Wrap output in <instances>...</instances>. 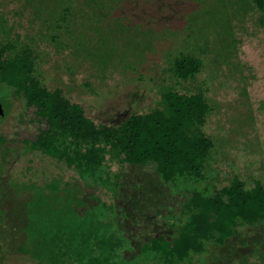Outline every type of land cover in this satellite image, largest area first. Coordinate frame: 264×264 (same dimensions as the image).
Returning a JSON list of instances; mask_svg holds the SVG:
<instances>
[{"label":"rangeland","instance_id":"1","mask_svg":"<svg viewBox=\"0 0 264 264\" xmlns=\"http://www.w3.org/2000/svg\"><path fill=\"white\" fill-rule=\"evenodd\" d=\"M0 42L29 46L41 86L61 88L96 124L117 125L133 114H147L164 104L165 91L202 93L209 107L197 126L211 144L200 178L167 184L151 167L111 164L110 170L118 172L117 185L95 187L64 164L22 148L20 158L5 170L7 185L10 179H34L41 187L54 182L56 202L51 209L56 219L59 212L67 213L70 221L83 214L84 223L95 221L104 237L131 230L139 241L159 237L167 242L172 226L183 220L177 215H182L188 193L203 191L207 197L235 179L246 189L257 182L264 185V6L252 0H0ZM184 55L198 59L201 66L187 80L172 70L175 59ZM0 73L27 90V103L33 107L24 112L21 101L0 86V136L16 140L20 148V140L34 138L40 126V140L51 150L56 129L81 139L92 135L79 110L58 98L50 106L47 95L27 81L21 83L18 61L0 62ZM180 98H170L169 118L154 113L126 125L115 145L133 158L155 157L159 166L163 157L162 164L173 169L198 165V139L184 133L190 115ZM179 161L183 163L175 165ZM173 247L168 249L178 255L185 246L180 242ZM257 248H264V227L244 225L223 247L208 245L193 261L235 264L240 255ZM8 255H0V264H11ZM127 255L140 258L138 253ZM12 264L34 263L17 258Z\"/></svg>","mask_w":264,"mask_h":264},{"label":"trees","instance_id":"2","mask_svg":"<svg viewBox=\"0 0 264 264\" xmlns=\"http://www.w3.org/2000/svg\"><path fill=\"white\" fill-rule=\"evenodd\" d=\"M252 1L260 8L264 6V0ZM10 61L19 62V70L22 72L19 76L20 82L26 85L27 81L37 92L47 95L50 106L52 101L58 98L85 116L82 107L70 102L63 95L61 88L49 90L41 86L36 75V59L29 46L25 44L15 48L12 42H0V62ZM200 67L198 59L184 55L175 59L172 70L176 76L187 80L197 74ZM0 86L9 88L12 95L21 101L24 112L25 109L33 108L27 103V90L5 80L4 73H0ZM175 95L182 97L180 100L183 109L190 115V121L184 127L186 137L198 139L197 145L200 147L198 165L173 169L165 165L167 162L162 164L163 157L160 158L162 163H159V166L155 157L149 160L141 158V155L139 157L135 155L133 158L134 154H129L126 149L115 145L114 141L117 136L123 134L121 132L124 127L136 122L137 119L154 113L169 118L170 98ZM162 99L164 104L147 114H133L117 125L96 124L85 116L88 120L84 119L91 125L93 133L82 139L68 131L56 129L51 150L40 140L44 134L40 126L37 127L34 138L20 140V148L16 140H7L0 136V255L8 253V257L5 258H9L11 264L17 258L34 264H195L194 256L198 257L205 253L208 245L214 248L223 247L237 234L238 227L244 225L264 227V185L259 182L246 189L241 181L235 179L228 187L215 189L213 194L207 197L203 191L195 190L188 193L183 197L182 215H177L179 220L180 218L183 220L174 222L173 233L167 242L159 240V237L139 241L131 230H126V234L123 233L119 237L114 235L104 237L97 233L98 224L95 225V221L88 220L84 223L83 214L75 215L70 221L67 213L59 212L56 219L57 213L51 209V205L56 202L57 185L54 182H44L41 187L34 179L29 182L22 180L16 182L10 179L7 185L4 175L9 165L13 167L20 158L18 154H21L22 148H25L29 155L41 153L56 163L64 164L67 169H72L79 177L92 182L95 187L101 185L112 189L117 185L118 172L110 170L111 164L151 167L167 184L175 183L178 178H200L211 144L198 132L197 126L204 122L209 110L208 104L202 93L181 96L165 91L162 92ZM36 120L40 119L36 117ZM52 122V119L47 120L49 125ZM160 137L163 138L164 135ZM198 147L195 148L197 151ZM203 148L204 154L201 153ZM12 152L14 159L10 163ZM181 157L185 163V152ZM182 163L179 161L175 165ZM193 163L194 161L191 162ZM138 241L140 245L139 249H136ZM180 242L185 246L183 253L177 255L168 249V246L177 247ZM125 246L133 247V250H124ZM128 253H138L140 258L129 257ZM236 262L235 264H264V248H257L245 256L240 255Z\"/></svg>","mask_w":264,"mask_h":264},{"label":"water","instance_id":"3","mask_svg":"<svg viewBox=\"0 0 264 264\" xmlns=\"http://www.w3.org/2000/svg\"><path fill=\"white\" fill-rule=\"evenodd\" d=\"M3 115H4V109L2 103L0 102V117H2Z\"/></svg>","mask_w":264,"mask_h":264}]
</instances>
